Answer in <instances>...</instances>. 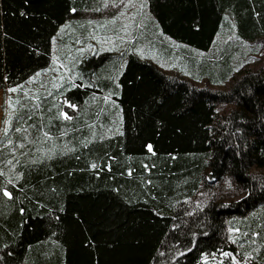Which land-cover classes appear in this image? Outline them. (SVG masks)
<instances>
[{
  "label": "trees",
  "instance_id": "obj_1",
  "mask_svg": "<svg viewBox=\"0 0 264 264\" xmlns=\"http://www.w3.org/2000/svg\"><path fill=\"white\" fill-rule=\"evenodd\" d=\"M139 4L0 0V264H264V0Z\"/></svg>",
  "mask_w": 264,
  "mask_h": 264
},
{
  "label": "rangeland",
  "instance_id": "obj_2",
  "mask_svg": "<svg viewBox=\"0 0 264 264\" xmlns=\"http://www.w3.org/2000/svg\"><path fill=\"white\" fill-rule=\"evenodd\" d=\"M134 1H137L138 3H140L139 9L141 10L144 0H133V2ZM132 8H133V10L137 9V4L133 5ZM119 9L120 8H118L117 10H119ZM127 12L129 13V11H126L125 15L122 17V19L117 21V23H116L117 31H116L115 35L110 36V37H106V38H102V37L100 38L97 36V39H99V41H100L99 46L101 45V48H99V49H102V50L110 49L111 51H113L115 48H119V47L122 48V46L127 43L126 42L127 37L133 31V28L131 25V20L129 19L130 16L128 15ZM83 19L90 21L93 24V26L98 27V29H100V28L102 29V28H104V26H106L107 22L113 23L115 20V17L114 16H108L107 13H104V14L97 16V17L87 15ZM172 46L177 50L182 49L183 54L184 53L188 54V55L190 54V55H193L194 57L199 58V59L201 56H203V53H204L203 51L194 49L192 47L185 46L183 44H178L176 42H172ZM261 46H262L261 51L259 52V57H258L259 61L254 62V64L251 65L252 69L258 68L264 60V42ZM156 52H157V50H156ZM74 54L75 53L73 52V55ZM151 57H152V59L154 58V56H152V55H151ZM69 59L73 60L74 58H73V56H71ZM155 59H156V57L153 60H155ZM155 64L158 66L159 63L155 60ZM164 65H167V64H164ZM176 66L174 68H176ZM169 67H171V66H169ZM160 69H164L163 71H165V70L169 71L168 73L171 75H174V73L171 71H178V69L177 70H173V69L170 70V69H167L164 67L160 68ZM197 86L198 87H208L212 90H224V89H227V87L231 86V82H229L225 86L221 87V86H215V85L207 82L206 80H203L202 82L198 83ZM13 95L14 94L11 91L10 92L9 91L0 92V132L4 129L5 124L7 122V117L10 115V102H11L10 99ZM227 110H228V107H221L220 108L221 112H224ZM231 193H232V191L229 189V191H226L225 196L226 197L230 196ZM233 198L235 200L236 197L234 196L232 198H227V201H229L230 199L233 200Z\"/></svg>",
  "mask_w": 264,
  "mask_h": 264
},
{
  "label": "snow or ice",
  "instance_id": "obj_3",
  "mask_svg": "<svg viewBox=\"0 0 264 264\" xmlns=\"http://www.w3.org/2000/svg\"><path fill=\"white\" fill-rule=\"evenodd\" d=\"M12 91H15V89H12ZM66 118H67V117H66ZM148 150H149V151L152 150L151 145L148 146ZM93 167H95V165H93ZM3 194H4L5 196H9V195H10L7 191H5ZM225 255H228V254L225 253Z\"/></svg>",
  "mask_w": 264,
  "mask_h": 264
}]
</instances>
